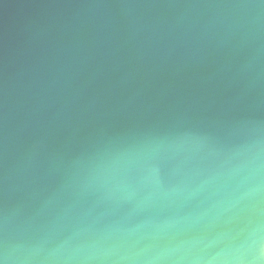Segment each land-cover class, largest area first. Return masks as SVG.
Wrapping results in <instances>:
<instances>
[{
  "label": "water",
  "instance_id": "obj_1",
  "mask_svg": "<svg viewBox=\"0 0 264 264\" xmlns=\"http://www.w3.org/2000/svg\"><path fill=\"white\" fill-rule=\"evenodd\" d=\"M0 264H264V0H0Z\"/></svg>",
  "mask_w": 264,
  "mask_h": 264
}]
</instances>
